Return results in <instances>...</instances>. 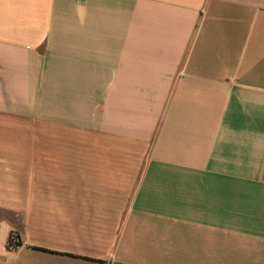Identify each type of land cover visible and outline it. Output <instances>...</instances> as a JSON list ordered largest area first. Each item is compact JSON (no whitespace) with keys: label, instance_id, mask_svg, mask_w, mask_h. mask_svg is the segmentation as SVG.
<instances>
[{"label":"crops","instance_id":"crops-1","mask_svg":"<svg viewBox=\"0 0 264 264\" xmlns=\"http://www.w3.org/2000/svg\"><path fill=\"white\" fill-rule=\"evenodd\" d=\"M18 92L0 264H264V0H0Z\"/></svg>","mask_w":264,"mask_h":264},{"label":"rangeland","instance_id":"rangeland-1","mask_svg":"<svg viewBox=\"0 0 264 264\" xmlns=\"http://www.w3.org/2000/svg\"><path fill=\"white\" fill-rule=\"evenodd\" d=\"M39 94V92L33 93L34 98L30 100L31 92H18L16 117H10L8 108L3 109L4 106L0 105V148H23L25 143H23L24 140L20 139L24 138L26 133L41 130L39 122L24 116L26 96L29 98L30 105L33 104L34 110L39 111ZM0 104H2V101H0ZM28 112H32V108ZM19 142L23 144H18Z\"/></svg>","mask_w":264,"mask_h":264},{"label":"built area","instance_id":"built-area-1","mask_svg":"<svg viewBox=\"0 0 264 264\" xmlns=\"http://www.w3.org/2000/svg\"><path fill=\"white\" fill-rule=\"evenodd\" d=\"M19 244L18 236L15 233L10 234L8 239V246L14 248Z\"/></svg>","mask_w":264,"mask_h":264}]
</instances>
